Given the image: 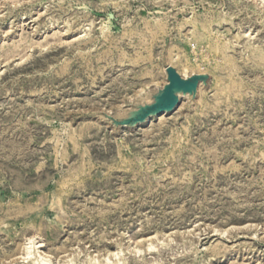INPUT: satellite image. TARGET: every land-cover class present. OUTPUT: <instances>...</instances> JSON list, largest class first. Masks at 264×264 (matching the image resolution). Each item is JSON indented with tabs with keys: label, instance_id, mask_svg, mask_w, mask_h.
Masks as SVG:
<instances>
[{
	"label": "rangeland",
	"instance_id": "obj_1",
	"mask_svg": "<svg viewBox=\"0 0 264 264\" xmlns=\"http://www.w3.org/2000/svg\"><path fill=\"white\" fill-rule=\"evenodd\" d=\"M46 260L264 264V0H0V264Z\"/></svg>",
	"mask_w": 264,
	"mask_h": 264
},
{
	"label": "water",
	"instance_id": "obj_2",
	"mask_svg": "<svg viewBox=\"0 0 264 264\" xmlns=\"http://www.w3.org/2000/svg\"><path fill=\"white\" fill-rule=\"evenodd\" d=\"M167 71L169 75V84L164 89V92L159 98V101L149 109L148 113H152L158 108L162 110L173 109L179 101L176 89L189 92L195 90L198 87L199 78L193 77L191 79H184L176 70V68L171 66L168 67Z\"/></svg>",
	"mask_w": 264,
	"mask_h": 264
},
{
	"label": "bare ground",
	"instance_id": "obj_3",
	"mask_svg": "<svg viewBox=\"0 0 264 264\" xmlns=\"http://www.w3.org/2000/svg\"><path fill=\"white\" fill-rule=\"evenodd\" d=\"M24 41V40H23ZM27 42V41H26ZM21 43V42H20ZM23 43V42H22ZM21 43V44H22ZM21 46V45H20ZM166 110H162V109H160V108H158L157 110H155L154 112H153V114L151 115L152 117H154V116H159L161 113H163V112H165ZM31 240H33V239H30V241ZM33 244V243H32ZM36 244V243H35ZM31 247V246H30ZM30 247H29V249H30ZM33 248V247H32ZM28 249V248H27ZM30 251V250H29ZM32 252V251H31ZM28 254H30V252H28ZM32 254V253H31ZM30 254V255H31ZM25 257V256H24ZM93 260V259H92ZM45 261V260H44ZM47 261V260H46ZM43 262V261H42ZM93 262V261H92ZM35 264H37L36 262H34ZM44 263V262H43ZM45 264H53L52 263V261H47ZM68 264V263H67ZM71 264V263H70ZM94 264V263H93Z\"/></svg>",
	"mask_w": 264,
	"mask_h": 264
}]
</instances>
